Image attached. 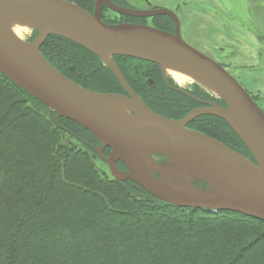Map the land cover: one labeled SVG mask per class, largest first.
<instances>
[{"label":"trees","instance_id":"16d2710c","mask_svg":"<svg viewBox=\"0 0 264 264\" xmlns=\"http://www.w3.org/2000/svg\"><path fill=\"white\" fill-rule=\"evenodd\" d=\"M65 1L93 13L95 0ZM106 11L101 21L107 25L172 28L165 14L148 23L126 14L105 19ZM39 52L75 85L127 96L111 70L83 46L49 35ZM113 59L132 92L156 115L180 121L201 106L166 85L158 65ZM190 125L253 161L222 119L203 115ZM101 148L108 156L109 148L91 133L0 72V264H264V221L176 207L130 180L107 178L95 164Z\"/></svg>","mask_w":264,"mask_h":264},{"label":"water","instance_id":"95a60500","mask_svg":"<svg viewBox=\"0 0 264 264\" xmlns=\"http://www.w3.org/2000/svg\"><path fill=\"white\" fill-rule=\"evenodd\" d=\"M0 3V72L58 116L76 123L108 147L110 154L104 161L114 179L130 180L151 196L176 207L235 212L264 221V116L222 67L182 41L173 14L158 12L175 23L174 34H168L146 25H107L101 21L100 0H95L92 14L65 0H0ZM39 10H46L52 18L40 28L34 40L23 41L9 31V20L36 14ZM62 23H66L65 30L71 35L58 36L94 54L103 50L190 73L207 82L220 94L227 108L208 103L194 110L188 121L200 115L222 119L244 144L253 161L213 138L186 128L182 121H169L156 115L143 103L146 112L135 108V95L113 70L127 96L98 95L69 81L39 52L47 37L56 34L54 28ZM116 28L133 29L146 42L119 35ZM95 96L116 99L134 115L136 122L118 119ZM131 152L168 155L173 160L153 167L154 183L139 175L119 155ZM179 156L198 159L201 164H182L176 160ZM118 160L127 167V172L121 175L115 170ZM193 178L205 187L190 183Z\"/></svg>","mask_w":264,"mask_h":264},{"label":"rangeland","instance_id":"374dc122","mask_svg":"<svg viewBox=\"0 0 264 264\" xmlns=\"http://www.w3.org/2000/svg\"><path fill=\"white\" fill-rule=\"evenodd\" d=\"M100 1L102 8H107L104 15L105 19L117 20L120 15L137 14L146 17L149 23L151 17L162 13V11L173 14L178 22L182 41L222 67L239 84L253 105L264 116V0H118L121 6L113 3L112 0ZM39 30L38 28L19 30L15 36L29 42L36 38ZM96 55L111 70L115 78L117 79V75L120 79L121 74L115 65L114 55L109 53L108 58L118 72L109 61L101 59L98 53ZM160 70L164 83L167 85L169 82L180 93L195 99L201 105L198 108L206 107L208 103H214L224 109L227 108L220 97L212 94L200 83L183 81L181 84H177L170 71H165V67L160 68ZM121 82L132 92L123 78ZM124 86L122 85L123 88ZM197 92L199 98L197 95L194 97L195 95L191 94ZM132 94L135 95L133 92ZM135 97L141 101L138 96L135 95ZM196 109L191 110L180 120L188 129L191 127L190 123L199 117L196 116L188 121ZM102 149L96 151L99 160L96 159L95 164L101 174L107 178H113L106 161H104L108 159L110 149L106 157L102 155ZM147 154L153 162V167L158 163L173 160L168 155ZM118 163L123 166L122 169L116 166ZM115 170L121 175L127 172V167L118 160L115 163ZM153 174H155L154 171ZM189 181L195 186L205 187L196 178ZM104 264H107V261Z\"/></svg>","mask_w":264,"mask_h":264},{"label":"bare ground","instance_id":"6f19581e","mask_svg":"<svg viewBox=\"0 0 264 264\" xmlns=\"http://www.w3.org/2000/svg\"><path fill=\"white\" fill-rule=\"evenodd\" d=\"M1 6V3H0ZM52 16L46 11V10H39L36 14L22 16L18 18H14L9 20L7 27L9 31H11L14 35H17L19 30H27L31 28H42L50 19ZM66 23H62L54 28L53 32L61 35V36H70L71 32L65 30ZM116 32L119 35L125 36L127 38L140 41V42H146L143 36L138 35L135 33L133 29L130 28H116ZM97 53L101 57V59L105 61H109L111 66L114 68L113 63L108 58V52L103 50H97ZM115 69V68H114ZM165 71H170L173 75V79L177 84H181L183 81L188 82H198L201 85H203L206 89H208L212 94L221 97L220 94L207 82L195 77L194 75H191L190 73L178 71L176 69L167 68L165 67ZM99 102L107 109L109 112H111L114 116H116L118 119L123 120L128 123H135L136 120L134 116L130 115L128 113L126 107H124L119 101H117L114 98L111 97H102V96H95ZM134 106L135 108L141 110L143 113L146 112L145 107L137 99L134 97ZM120 156H123L126 160L130 162L133 169L142 177H144L146 180H149L151 182L156 183V180L153 176L152 169H153V162L149 158L147 153L143 152H131V153H121ZM176 160L179 161L182 164L187 165H199L201 164V161L192 157L188 156H179L176 157Z\"/></svg>","mask_w":264,"mask_h":264},{"label":"flooded vegetation","instance_id":"af4514ba","mask_svg":"<svg viewBox=\"0 0 264 264\" xmlns=\"http://www.w3.org/2000/svg\"><path fill=\"white\" fill-rule=\"evenodd\" d=\"M169 17V16H168ZM170 18V17H169ZM171 19V22H172V28H168V29H166L165 31H163V32H166V33H168V34H174V32H175V23H174V21H173V19L172 18H170ZM149 27H151V26H149ZM153 28V27H152ZM214 104V103H213Z\"/></svg>","mask_w":264,"mask_h":264}]
</instances>
